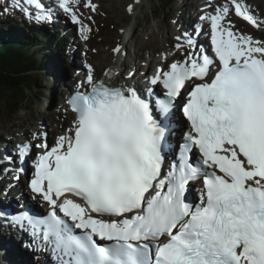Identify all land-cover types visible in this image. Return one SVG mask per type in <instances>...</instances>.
I'll return each mask as SVG.
<instances>
[{"label":"snow or ice","instance_id":"1","mask_svg":"<svg viewBox=\"0 0 264 264\" xmlns=\"http://www.w3.org/2000/svg\"><path fill=\"white\" fill-rule=\"evenodd\" d=\"M230 3L201 17L210 21L213 54L185 32L192 51L157 69L145 92L97 81L89 67V90L68 100L75 119L67 133L54 146L17 145L22 159L42 150L29 188L49 212L25 218L33 243L56 264H264V40L236 31L231 15L261 30L264 20L240 0ZM23 4L39 10L38 22L52 18L42 0ZM78 4L57 0L90 32ZM85 6L96 10L91 0ZM177 109L190 128L169 159ZM192 182L202 183L197 202Z\"/></svg>","mask_w":264,"mask_h":264},{"label":"rangeland","instance_id":"2","mask_svg":"<svg viewBox=\"0 0 264 264\" xmlns=\"http://www.w3.org/2000/svg\"><path fill=\"white\" fill-rule=\"evenodd\" d=\"M96 1H98V8L95 11L89 9L84 15L79 11V15L82 24L85 21L88 25L86 21L90 22L89 20L95 24L92 25L94 27L91 26L93 30L86 32V35L89 37L92 33L93 38H90V41L96 40L97 47L90 52L92 56L90 63L96 66L95 70L99 75L106 65H111L115 66L118 71L124 68L123 76L129 78V73L134 69V66L141 65L143 70L145 68L150 70L153 63L163 60L165 55L173 56L174 51L178 50L175 47L177 43L172 44V39H170L171 37L177 40L176 38L179 37V23H176L175 20L185 15H181V10H176L177 3H171L163 8L164 0ZM198 1L183 0V3H198ZM240 2L248 6L249 11H253V14L260 18L259 20H264V0H240ZM218 3L228 4L231 7L230 0H218ZM129 7L132 9L131 11H129ZM259 10L262 11V15ZM158 14L159 16H157ZM237 26L246 33L264 40V30L257 29L243 19L237 18ZM171 32L172 35H170ZM122 42L124 45L120 47V51L115 52L114 49L122 45ZM171 45H173V49L169 48ZM79 50L81 52L82 49ZM63 54L67 55V50L63 51ZM100 54L101 56H99ZM116 54L120 61L128 64L127 67L120 66L121 62L114 59L113 56ZM65 60L69 62L67 58ZM64 63L65 61L61 62V65L63 66ZM53 72V69L39 71V85L36 91L43 93L40 95V100H34L36 102L31 110L26 112L22 109L16 115L5 119L0 117V138L3 136L7 142H10V145H17L26 139L33 140L36 135H43L44 131L49 135L48 130L51 134L55 132L58 137L67 131L72 114L65 110V103L61 99L60 93L53 92ZM65 117L67 118L63 120L58 129L57 126L59 127L61 120ZM12 128H15L16 131ZM25 130L26 138L23 137ZM1 175L3 176V174Z\"/></svg>","mask_w":264,"mask_h":264},{"label":"bare ground","instance_id":"3","mask_svg":"<svg viewBox=\"0 0 264 264\" xmlns=\"http://www.w3.org/2000/svg\"><path fill=\"white\" fill-rule=\"evenodd\" d=\"M81 1V0H80ZM91 1H93V0H91ZM202 0H199V2H201ZM204 2H203V4L204 5H206V8L204 9V11H206V12H208V14L209 13H211V14H214V9L216 8V1L215 0H203ZM20 0H10V2H9V0H0V4L2 3L3 5H4V14H2L1 15V18H0V26H2V27H4V28H7L8 26H9V23L11 22V23H14L19 29H22L24 26L26 27L27 25H32V24H34V25H37L39 28H40V32H42V33H44L46 36H48V32H49V26H48V22L47 21H45V22H38V21H36L37 23H35V22H33L30 18H29V16H27V14L26 13H24V10H23V7H29V9H30V12H31V14H32V12H34L35 10H37L35 7H30V6H28L27 4H23V1L22 2H20ZM97 2V7H98V1H96ZM248 2V1H247ZM20 5H22V6H20ZM52 5V4H51ZM49 5L48 6V8H50V9H52L53 11L51 12V16H52V18L53 19H55V23H58L59 24V31H60V35H61V37H64V35H66V37H70V34L71 33H73V38L75 37V34H74V32H72V30H75V31H77L78 32V39H79V41L81 42V45H82V47H83V49H84V53H83V55L82 54H80V52H77L78 50L77 49H75V50H72L71 51V57L72 58H75L76 56H77V53L79 54L78 55V58L79 59H81V56H85V58H86V60L89 62V61H91V50L92 49H96V47H97V45H95L96 44V40H91L90 41V38H93V34L91 33L90 35H89V37H88V41L87 40H85L84 39V36L86 35V32H83V31H81V25L80 24H72L70 21H69V19L67 18V19H65V20H61V18H59L58 17V14H59V12L61 11L60 9H57V11L55 12L54 11V6L52 5ZM209 5H211V6H209ZM220 5H223V4H220ZM225 5V4H224ZM47 6V5H46ZM6 8V9H5ZM195 10H194V12H191L192 13V15H191V18L190 17H188V22H187V26L189 27V28H191V32L194 30V34L199 38V32H198V26H199V24H197V19H196V17H197V13H198V11H199V9H197V8H194ZM260 11V14L262 15L263 13H262V11L261 10H259ZM62 12V11H61ZM79 12V11H78ZM189 12H190V10H189ZM251 12V11H250ZM252 14H253V11L251 12ZM64 14V13H63ZM77 14V16H78V18L81 20V18H80V15H79V13H76ZM194 14V15H193ZM256 18H258L255 14H253ZM65 16V14L62 16L63 18H65L64 17ZM196 16V17H195ZM69 18H70V16H69ZM258 19H260V18H258ZM71 20V19H70ZM90 22H88V21H86L87 22V26L91 29V31L93 30L92 29V27H94V26H92V25H95L93 22H92V20H89ZM190 21H193L192 23H190ZM82 22V21H81ZM82 25H86V23H85V21H83V24ZM92 26V27H91ZM70 29H72V30H70ZM258 29V28H257ZM0 31H2V29L0 28ZM88 33V32H87ZM173 33L171 32L170 33V35H172ZM44 35V36H45ZM192 35V34H191ZM193 36V35H192ZM95 39V38H94ZM170 39H172V44H173V42H174V40L175 39H173V38H171L170 37ZM261 39V38H260ZM64 41H69V43H70V45H72L73 47L75 46L74 45V42L72 41V39L71 40H67V39H63V40H61V42H59V44H61L62 42H64ZM178 42H180V41H178ZM177 42V43H178ZM122 45H120L119 46V48L121 47V46H123L124 45V42H122L121 43ZM93 45V46H92ZM206 44H205V42L203 43V46H205ZM47 46V45H46ZM61 46V45H60ZM172 46V45H171ZM206 47V46H205ZM63 49V51L65 52L66 51V49L65 48H62ZM101 50V49H100ZM208 51H210L209 50V48H208ZM99 52V51H98ZM97 52V53H98ZM209 54H211V52H209ZM118 54H116V56H113L114 57V59L117 61V62H121V65L120 66H122V67H127V63H124L123 61H120V59H119V56H117ZM37 56V55H36ZM99 56H101V54L99 55ZM102 58V57H101ZM100 58V59H101ZM104 59V58H103ZM43 60H44V62L46 63V61H47V65L48 66H50L51 64H55L54 63V61H53V57H48V58H46V59H44L43 58ZM59 60H60V63L61 62H63V59L62 58H59ZM98 60H99V58H98ZM153 61H155V59H152ZM100 61H102V60H100ZM168 61H170V56L169 55H165L164 56V58H163V60H162V62H168ZM158 62H161L160 60L158 61ZM173 62H175V61H173ZM67 65L68 64H65L64 65V67H63V69L61 70V71H56V70H53L54 71V77H53V79H54V81H52L53 83H54V86H53V92L55 91V92H58V93H61V92H63V90L65 89V86L63 85V83H65V85L66 86H69L67 83H69L68 81H66L65 80V78H66V75L68 74L67 72H66V67H67ZM160 67H162V68H167V64H165V66L164 65H162V66H160ZM46 68V67H45ZM100 68H102V67H100ZM142 68V66L141 65H138V66H134V69H132L131 70V72H133L134 73V76H137V74H138V71L140 70ZM80 68H79V66H78V73H81V70H79ZM92 74L93 73H95V69H96V66L95 65H92ZM87 70V73H89V69H86ZM58 72H61L60 74H61V76H59L58 75ZM97 72V71H96ZM105 73H109L110 75H105ZM150 72H149V70H147V72H146V74L148 75ZM94 75V74H93ZM99 75V74H98ZM100 75L103 77V78H105V79H107V80H109V81H111L113 84L115 83V84H117V85H126V84H128V82L129 81H131V79H129V78H127V77H124L123 76V73H119V71L117 70V68L115 67V66H111V65H106L105 67H104V69H103V71L101 70V73H100ZM64 79V80H63ZM70 83H72V82H70ZM138 87H140L141 88V86L140 85H138ZM141 90V89H140ZM143 91V90H142ZM144 92V91H143ZM68 117H70L69 115H68ZM67 117H65L64 118V120L66 119ZM61 121H63V120H61ZM56 123V122H55ZM57 124V123H56ZM70 126H71V124H70ZM59 127H61V123L59 124ZM10 128V127H9ZM11 129V128H10ZM12 129H15V128H12ZM33 129H35V128H33ZM8 130V129H7ZM15 131H16V129H15ZM14 131V132H15ZM36 132V131H35ZM24 135L26 134V130L24 131V133H23ZM63 134H66V133H63ZM18 136V135H17ZM14 137V136H13ZM15 137H16V134H15ZM17 145H22L21 144V142H19V143H17ZM11 146H12V144L10 145L9 144V142H7V140L5 139V138H3V136L0 138V149H1V147H4V151H6V153H7V155H10L11 154V151L9 150V148H11ZM14 148V147H13ZM3 151V150H2ZM15 153H13L12 155H11V157L13 158V159H17L18 157H15ZM1 156V155H0ZM15 159V160H16ZM10 161H12V160H10ZM19 161V160H18ZM15 162V161H14ZM1 167H0V172H4V175H5V177H3L2 179L0 178V185L2 184V182H3V180L4 179H7V180H10V177L11 176H9L10 175V171H7V170H5V166H4V164H1L0 165ZM20 188H22V184L20 183V186H19ZM43 217H45L44 215H41L40 216V218H43ZM15 245H16V247H17V249L20 251L21 250V247H20V244L16 241L15 242ZM34 260H35V258H34Z\"/></svg>","mask_w":264,"mask_h":264},{"label":"trees","instance_id":"4","mask_svg":"<svg viewBox=\"0 0 264 264\" xmlns=\"http://www.w3.org/2000/svg\"><path fill=\"white\" fill-rule=\"evenodd\" d=\"M171 2L164 0L163 8ZM33 43L37 44L38 39L25 35L22 30L16 29L11 36L0 33V117L16 115L22 109L27 112L34 106V100H40L43 92L36 89L43 65L32 51Z\"/></svg>","mask_w":264,"mask_h":264}]
</instances>
